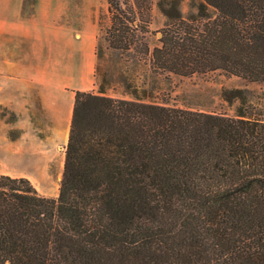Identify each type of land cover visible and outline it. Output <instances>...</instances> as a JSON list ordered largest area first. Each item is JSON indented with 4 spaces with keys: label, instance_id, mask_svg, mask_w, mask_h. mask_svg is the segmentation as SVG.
I'll return each instance as SVG.
<instances>
[{
    "label": "trees",
    "instance_id": "trees-1",
    "mask_svg": "<svg viewBox=\"0 0 264 264\" xmlns=\"http://www.w3.org/2000/svg\"><path fill=\"white\" fill-rule=\"evenodd\" d=\"M106 1L110 45L142 41L152 70L264 84V0H193L189 16L180 0L161 3L152 48L131 1ZM97 84L74 91L56 197L0 173V264H264L261 95L225 90L228 113Z\"/></svg>",
    "mask_w": 264,
    "mask_h": 264
},
{
    "label": "rangeland",
    "instance_id": "rangeland-1",
    "mask_svg": "<svg viewBox=\"0 0 264 264\" xmlns=\"http://www.w3.org/2000/svg\"><path fill=\"white\" fill-rule=\"evenodd\" d=\"M136 10L135 22L138 24L139 35L144 32L143 40L152 48L159 44L161 29L165 26L166 16L160 4L169 7V0H130ZM33 0H27L26 9L30 12ZM78 8V7H77ZM179 8L184 16L196 14L193 0H180ZM93 18L97 23V34L94 46L95 58L91 61L89 83L72 84L64 75V79L51 83H25L13 78L11 102L13 106L23 105V93L27 91L28 112L23 117L24 128L15 126L20 116L11 107H2L1 115L11 122L7 133L11 139L27 147V156L21 161L11 163L0 161V168L17 167L18 174L28 177L37 190L45 195L56 197L62 176L66 135V113L69 107V96L76 89L98 90L97 82L106 85L105 94L114 97L130 98L127 85L142 89L141 93L150 99L158 100L167 105L181 108L205 111H227L233 113L235 103H229L223 98L225 90L241 88L250 96L261 95L264 101V84L252 83L234 75H226L222 70H211L190 75H180L172 72H156L151 69L148 58L145 59L140 49L141 42L132 44L129 51L110 45L107 30L111 24L108 3L106 0H96L91 6ZM129 15V12L126 11ZM78 38V34L74 35ZM22 43L27 52L28 63L37 66L39 71L47 68L64 69L73 67L70 49L62 46L45 47L43 53L36 52L35 44L27 39ZM124 44V42H123ZM122 44V45H123ZM86 63V48L82 49ZM38 55V56H37ZM68 71V70H66ZM72 76V75H71ZM58 89L60 95L54 98L52 90ZM44 91L51 110L47 112L39 97V91ZM65 93V94H64ZM59 119H56V114ZM60 120V128H55ZM69 128V126H68ZM68 131V129H67ZM20 167V168H19ZM12 171V170H11ZM15 173V172H13Z\"/></svg>",
    "mask_w": 264,
    "mask_h": 264
},
{
    "label": "crops",
    "instance_id": "crops-1",
    "mask_svg": "<svg viewBox=\"0 0 264 264\" xmlns=\"http://www.w3.org/2000/svg\"><path fill=\"white\" fill-rule=\"evenodd\" d=\"M94 1L96 0H33L31 10L28 12L27 0H0V161L17 162L27 156V147L8 136L7 131L11 127V122L1 115L2 107H11L20 116L15 126L20 129L25 127L22 117L29 111L27 91L23 93V105L13 106L11 102L13 78L24 82L25 88L28 82L53 84L60 81L64 75H69L66 78L72 84L86 86L89 83L90 65L95 58L94 46L98 30L91 9ZM76 34L79 35L78 38L74 36ZM27 39L35 44L39 55L43 53L45 44L51 48L59 45L70 49L73 67L47 68L45 71H39L36 65L32 63L29 65L28 53L19 52L24 50L21 42ZM83 47L86 48V63L82 53ZM52 92L54 98L59 97L58 89ZM38 93L45 110L50 112L51 103L47 102L44 91L40 90ZM67 95L69 107L65 116L67 119L64 120L66 129L70 124L74 99L73 94ZM59 114L55 113L56 119H59ZM55 124L56 129L61 127L60 120ZM18 170L17 167L10 170L0 168V173L23 176L18 174Z\"/></svg>",
    "mask_w": 264,
    "mask_h": 264
},
{
    "label": "bare ground",
    "instance_id": "bare-ground-1",
    "mask_svg": "<svg viewBox=\"0 0 264 264\" xmlns=\"http://www.w3.org/2000/svg\"><path fill=\"white\" fill-rule=\"evenodd\" d=\"M66 135H68V131H67V129H66Z\"/></svg>",
    "mask_w": 264,
    "mask_h": 264
}]
</instances>
